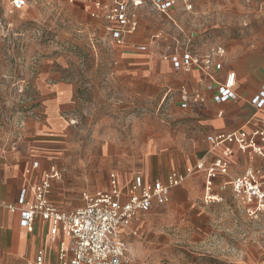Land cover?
I'll list each match as a JSON object with an SVG mask.
<instances>
[{
  "label": "rangeland",
  "instance_id": "374dc122",
  "mask_svg": "<svg viewBox=\"0 0 264 264\" xmlns=\"http://www.w3.org/2000/svg\"><path fill=\"white\" fill-rule=\"evenodd\" d=\"M14 1L0 0V138L18 141L20 124L40 118L41 76L71 85L55 191L63 188L61 202L77 208L83 192L108 186L112 171L125 183L139 172L166 179L172 163L193 161L203 129L179 111L182 80L162 72V62L187 50L264 43V0H178L168 16L150 2L100 0L107 9L127 3L136 26L122 45L91 3L22 0L17 9ZM219 194L207 204L199 188L178 208L170 201L138 215L137 236L127 239L135 263L264 264V213H249L230 187ZM18 237L0 225V264L32 263L34 255L17 257Z\"/></svg>",
  "mask_w": 264,
  "mask_h": 264
},
{
  "label": "built area",
  "instance_id": "2783aa9c",
  "mask_svg": "<svg viewBox=\"0 0 264 264\" xmlns=\"http://www.w3.org/2000/svg\"><path fill=\"white\" fill-rule=\"evenodd\" d=\"M66 1L71 5L91 3L96 9L104 10L106 18L115 25L110 33L120 45L124 43L125 36L135 29L136 25H131L128 18L127 3L116 2L112 9H107L95 0ZM130 1L135 8L150 2L158 12L167 14L178 0ZM24 5L22 0L14 1L17 9ZM225 55L226 50L217 47L202 56L187 50L180 56L170 57L176 72L189 74L197 70L211 81L202 92H191L186 86H180L177 94L183 107L205 104L208 93L218 105L238 100L235 73H229L222 83L215 82L213 78V70L220 69L217 60L223 59ZM251 104L257 111L264 109V89L252 98ZM208 143L213 149H221L222 153V158L210 167L197 163L183 172L169 174L165 182L146 183L141 176H137L123 187L117 175L110 173L107 189L94 194L84 193L82 199L85 205L72 212H63L53 203L52 187L53 182L59 179V172L51 168L39 183L30 184L20 191L16 206L7 207L11 212L20 214L22 227L30 233L37 221L50 225L51 241L57 245L56 259L47 262L43 252H39L33 264H136L121 232L130 229L140 213L151 210L154 205L168 204L173 189L202 173L207 176L205 201L216 200L211 193L213 181L219 175H227L228 159L233 155L232 145L242 152L251 151L264 160V119L258 120L256 129L250 133L240 129L227 134H214L208 137ZM37 167L36 164L34 168ZM259 176V172L248 170L226 184L253 215L264 213V179Z\"/></svg>",
  "mask_w": 264,
  "mask_h": 264
},
{
  "label": "crops",
  "instance_id": "0c3cea01",
  "mask_svg": "<svg viewBox=\"0 0 264 264\" xmlns=\"http://www.w3.org/2000/svg\"><path fill=\"white\" fill-rule=\"evenodd\" d=\"M95 1L105 8L102 1ZM93 8L96 11L93 15L94 17L102 16V10L96 9L95 6ZM173 9L167 14L159 13L168 16ZM114 26V24L110 23L107 28L108 31L110 32V29ZM245 46L236 45L228 51L223 47L227 52L223 59L217 60L220 69L213 70L214 81L218 83L224 82L229 73L237 75L236 93L239 97L238 100L218 105L212 101L211 94L208 93V100L205 104L183 107L177 96L176 103L179 111L189 117L199 119L203 129V137L193 145V161L184 164L182 167H175L172 163V169L168 172L167 177L173 172H183L197 163H203L208 168L218 159H221V149H213L211 147L208 143L209 136L219 133H232L240 129L250 133L256 129L258 120L264 119V109L257 111L251 104L252 98L264 89V43L261 42L251 47ZM217 47L222 46L218 45L212 49ZM206 53L193 54L202 56ZM230 57H232V60H230ZM159 66L162 72L170 73V75L180 78L182 80L180 86H186L191 92H202L207 85L211 84L210 79L197 70L189 74L176 72L170 61H164ZM37 92L42 101L41 111L39 112L40 118L27 121V124L26 122L20 124L21 131H15L19 135L18 141L6 137L5 134L1 135L0 138V225H6L8 228L12 227L18 230L20 244L17 250V257L24 255L32 257L34 255L32 263L29 264H33L39 252H43L47 262L55 261L57 245L51 241L50 225L43 221H37L33 231L30 233L22 227L20 214L11 212L7 207L17 205L19 193L23 188L33 183H39L51 168L62 167L60 154L65 148L64 142L61 140L63 139L65 128L62 113H64L65 106L72 97L73 88L63 81L49 83L48 77L41 76L37 81ZM230 148L233 151V155L228 159L229 168L227 175H219L213 181L211 193L216 199L220 197L219 188L222 191L225 190L228 187L226 184L232 179L244 175L248 170L259 172V177L264 179V160L262 158L251 151L242 152L235 145ZM36 164L38 167L34 168ZM28 171L30 173H27ZM58 172L59 179L53 182L52 187L53 203L63 212H72L82 208L85 205L84 201L83 206L79 208L76 207V203L65 204V202H61L60 198L65 197V192L63 188L61 190L58 189L59 192H62L60 196V193L55 191L61 179L60 169ZM112 172L117 175L122 187L127 184L123 181L121 173ZM137 176H141L146 183L166 181L163 174L160 175V178H154L152 175L142 172L133 175L130 180ZM206 180V173H202L189 178L180 187L173 189L170 193L171 205L178 208L182 201L189 199L199 188H202L206 194ZM107 187L106 185L105 188L97 191L106 190ZM97 191L93 193L83 192L82 194H94ZM205 203L209 204L206 201ZM164 206L154 205L151 210L140 214H146ZM137 233L138 229L134 225L130 229L121 232L131 257L132 254L127 239L129 236H137Z\"/></svg>",
  "mask_w": 264,
  "mask_h": 264
}]
</instances>
